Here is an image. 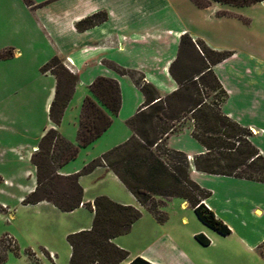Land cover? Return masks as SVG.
Listing matches in <instances>:
<instances>
[{"label": "crops", "instance_id": "crops-1", "mask_svg": "<svg viewBox=\"0 0 264 264\" xmlns=\"http://www.w3.org/2000/svg\"><path fill=\"white\" fill-rule=\"evenodd\" d=\"M31 1L32 5L27 6L23 0H18V12L27 15L24 28L30 33L44 37V43L48 50L52 51L49 55H44L39 68L41 69L53 57H58L77 80L59 126L55 127L48 115V120L37 137V143L31 147L28 154L30 159L37 151L41 137L51 128L56 129L71 144L77 145L82 104L86 97H92L90 87L98 78L111 79L118 84L120 108L114 116L99 104L112 122L108 130L91 145L108 136L115 125L121 124L118 122L124 123L125 131L117 138L106 142L105 151L108 152L126 142L132 135L126 122L139 111L145 101L137 85V79L132 75L141 76L145 83L155 87L161 97L177 90L178 86L169 74V67L177 57L180 38L185 34L193 41L204 42L214 51L230 52L228 58L212 67L213 73L227 93L222 112L251 131L250 142L264 156V54L253 51V47H246L245 44L242 46L240 43H229L217 47L215 46L217 44L211 41V20L234 18L240 24L248 26L250 21L239 15L238 9L256 4L232 7L210 2L207 8H199L191 0ZM100 12L106 13L105 22L84 31L77 30L78 22ZM221 12H231L235 15L224 16L220 15ZM31 48L33 47L29 45L28 49ZM4 50L11 51L12 56L9 59L20 57L21 48L14 49L11 46ZM4 50L0 51V54H4L5 52L2 53ZM123 71L126 74H122ZM43 75L53 80L45 104V109L49 110L55 94L56 80L49 73ZM81 85L85 86L86 95L76 108L75 114L73 111L71 125H65L69 117L70 104ZM123 85L136 92L137 99L131 109H125L126 94ZM166 143L169 149L183 152L187 156L191 180L210 193L204 205L230 229L231 233L224 236L230 239L228 242L218 244L217 249L211 252L215 244L211 235L206 230H196L190 232L194 243H186L181 239L184 229L175 227L170 229L171 233L167 230L166 226L171 218L166 210L169 211L171 206L178 207L180 222L186 225L188 218L184 213L188 210L194 213L187 202L177 198L167 201L161 209L165 220L158 222L155 216L144 209L125 189L117 177L102 166L108 171V175L128 192L120 191L118 198L111 199L122 205L133 206L142 213L141 218L126 234L131 236L132 243L126 244L120 237L114 240L117 246L129 253L128 260L123 264H127L135 257H141L151 264H228L232 257L240 258L241 253L248 257L245 264H264V255L259 252L261 247H264V183L197 172L193 158L205 153V149L192 137L191 128L188 126L179 133L170 135ZM62 168L58 170L62 176L76 172L62 171ZM35 185L34 177L33 183L25 188L19 199H25L30 195ZM92 202L93 200L89 202L83 199V204ZM34 205L57 209L47 202ZM79 208L85 207L83 205ZM198 221L201 222L199 219ZM201 224L212 230L202 222ZM91 225L74 231L89 230ZM201 233L210 241L208 246L196 241L195 236Z\"/></svg>", "mask_w": 264, "mask_h": 264}, {"label": "trees", "instance_id": "trees-1", "mask_svg": "<svg viewBox=\"0 0 264 264\" xmlns=\"http://www.w3.org/2000/svg\"><path fill=\"white\" fill-rule=\"evenodd\" d=\"M191 1L199 8H207L210 2L246 7L264 0ZM23 2L27 6L32 5L31 0ZM106 19V13L100 12L81 20L76 28L84 31L102 24ZM11 56V51L0 54V60ZM229 56L230 52L214 51L200 40L193 41L187 34L181 36L177 57L169 67L177 90L161 97L155 87L145 83L140 76L141 81L137 80V85L145 101L126 122L132 132L131 137L102 154L79 173L62 176L58 170L74 160L80 148L90 146L110 127L112 120L99 104L114 116L119 111L118 84L111 79L98 78L90 87L92 97H86L82 104L77 145L68 142L54 128L41 137L38 149L30 159L35 170V189L22 204L47 202L61 212H73L83 204L84 191L79 183L80 177L103 166L158 222L165 220L161 212L165 203L177 198L187 202L205 226L222 236H228L230 229L204 205L210 193L191 180L187 156L169 149L166 141L191 122L192 137L205 149V153L193 158L197 172L264 183V156L250 142L251 131L222 112L227 93L212 67ZM40 71L51 74L56 80L48 115L51 123L58 127L77 78L58 57H53ZM122 74L126 73L123 71ZM206 90L214 94L211 101L208 100L211 95L206 94ZM83 205L93 213V221L89 230L67 236L71 251L69 264L126 262L129 253L117 246L114 240L130 231L141 218V211L105 196ZM195 239L203 246L210 244L203 234L196 235ZM127 264L151 263L135 257Z\"/></svg>", "mask_w": 264, "mask_h": 264}, {"label": "rangeland", "instance_id": "rangeland-1", "mask_svg": "<svg viewBox=\"0 0 264 264\" xmlns=\"http://www.w3.org/2000/svg\"><path fill=\"white\" fill-rule=\"evenodd\" d=\"M18 10V0H0V51L11 46L14 49L21 48L20 57L0 62V264H69L71 251L67 236L84 231H74L77 228L92 224L93 215L89 208L62 213L50 206L23 205L24 199H19L25 188L34 181V167L28 154L48 120L49 110L45 109V104L53 80L44 76L39 68L44 55H49L52 51L48 50L44 37L24 28L27 15L20 14ZM238 10L239 15L250 21L249 25L240 24L234 18L211 20V41L217 47L229 43L245 44L246 47H253V51L264 54V2ZM220 15L235 14L221 12ZM29 45L33 48L28 49ZM132 76L141 81L140 76ZM123 88L126 94L125 109H131L137 99L136 92L131 88L127 89L126 85ZM205 93L211 95L208 99L211 101L214 94L207 90ZM85 95V86H79L70 104L65 125H71V115L73 111L75 114ZM118 123L121 124L115 125L108 136L93 145L80 148L77 157L64 165L62 171L76 170L75 173H79L98 159L106 152L105 143L125 131L124 123ZM187 126L190 127L191 122ZM79 183L84 190L83 199L89 202L99 196L118 198L120 191H126L102 167L82 175ZM166 213L171 218L166 226L167 230L171 233L170 229L175 227L184 229L181 239L186 243H194L190 232L196 230H206L211 235L215 243L211 252L217 249L218 244L230 239L206 229L191 210L184 213L188 218L186 225L180 222L178 207L171 206ZM6 235L14 239L17 246L15 250L7 249L1 244ZM120 239L126 244L132 243L129 235H123ZM259 252L264 255V247ZM240 255L243 257H232L228 264L247 263V255Z\"/></svg>", "mask_w": 264, "mask_h": 264}, {"label": "built area", "instance_id": "built-area-1", "mask_svg": "<svg viewBox=\"0 0 264 264\" xmlns=\"http://www.w3.org/2000/svg\"><path fill=\"white\" fill-rule=\"evenodd\" d=\"M82 206H83V204H81L80 207H82ZM1 244H4L6 246V248L10 249V250H15L17 247L14 239L10 236H7V235L3 238V241L1 242Z\"/></svg>", "mask_w": 264, "mask_h": 264}]
</instances>
